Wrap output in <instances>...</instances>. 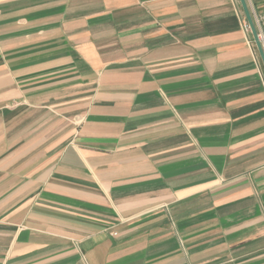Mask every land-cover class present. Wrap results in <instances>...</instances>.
Instances as JSON below:
<instances>
[{
  "label": "crops",
  "instance_id": "crops-1",
  "mask_svg": "<svg viewBox=\"0 0 264 264\" xmlns=\"http://www.w3.org/2000/svg\"><path fill=\"white\" fill-rule=\"evenodd\" d=\"M244 17L240 0H0V264H264Z\"/></svg>",
  "mask_w": 264,
  "mask_h": 264
},
{
  "label": "built area",
  "instance_id": "built-area-1",
  "mask_svg": "<svg viewBox=\"0 0 264 264\" xmlns=\"http://www.w3.org/2000/svg\"><path fill=\"white\" fill-rule=\"evenodd\" d=\"M252 19L254 21L259 40L264 49V0H246ZM243 30L248 35H252L251 25L244 17L242 22Z\"/></svg>",
  "mask_w": 264,
  "mask_h": 264
},
{
  "label": "water",
  "instance_id": "water-1",
  "mask_svg": "<svg viewBox=\"0 0 264 264\" xmlns=\"http://www.w3.org/2000/svg\"><path fill=\"white\" fill-rule=\"evenodd\" d=\"M241 3H242V6L244 8V11H245V14H246V17H247V20L248 22L250 23L251 25V29H252V33H253V36H254V39H255V42L257 44V47L259 49V52L261 54V57L263 59V62H264V49H263V46L259 40V37H258V33H257V30H256V27H255V24H254V21L252 19V16H251V13L249 11V8H248V4H247V1L246 0H240Z\"/></svg>",
  "mask_w": 264,
  "mask_h": 264
}]
</instances>
